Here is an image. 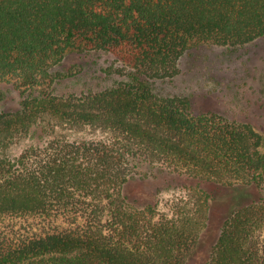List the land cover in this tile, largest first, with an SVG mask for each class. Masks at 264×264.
Instances as JSON below:
<instances>
[{
  "label": "trees",
  "instance_id": "obj_1",
  "mask_svg": "<svg viewBox=\"0 0 264 264\" xmlns=\"http://www.w3.org/2000/svg\"><path fill=\"white\" fill-rule=\"evenodd\" d=\"M261 37L264 0H0V83L21 95L16 109L0 105V223L43 225L0 229V264H185L214 222L203 264H264L263 136L149 82L176 76L194 45ZM72 50L110 53L127 78L55 92L77 74L53 71ZM54 125L107 134L51 135ZM160 174L176 182L155 195L184 191L170 214L133 185Z\"/></svg>",
  "mask_w": 264,
  "mask_h": 264
},
{
  "label": "rangeland",
  "instance_id": "obj_2",
  "mask_svg": "<svg viewBox=\"0 0 264 264\" xmlns=\"http://www.w3.org/2000/svg\"><path fill=\"white\" fill-rule=\"evenodd\" d=\"M109 68L114 70L111 69L110 75L107 73ZM128 69L110 53L72 50L53 71L77 74L57 83L55 92H81L89 86L101 88L114 79L127 78ZM149 82L160 95L190 96L196 111L214 110L227 118L251 123L263 136L264 151V37L239 46L194 45L181 57L180 72L176 76L150 79ZM20 99L21 95L13 81L0 83V105L4 109H16ZM56 133L69 138H101L107 134L94 127L71 128L54 125L50 134ZM38 141L37 134L21 137L10 147V151L17 154L24 146ZM167 182L173 184L176 178L160 174L156 178L134 181L133 185L140 186L143 199L157 198L158 210L170 214L172 202L180 198L184 191L175 187L166 188L155 195L157 188ZM218 193L221 196L229 194L228 190H220ZM220 206L223 205L217 206L219 208L215 211L213 220L219 219L225 212L226 208ZM219 214L221 215L216 217ZM216 226L217 223L214 222L202 233L185 264H203L217 236ZM42 227L36 221L28 223L18 217L6 218L0 223L2 230L11 228L22 232H37Z\"/></svg>",
  "mask_w": 264,
  "mask_h": 264
}]
</instances>
